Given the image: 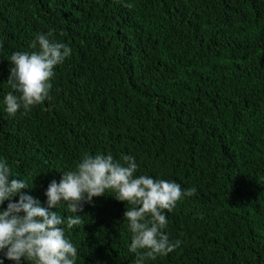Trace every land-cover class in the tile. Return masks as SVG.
<instances>
[{
    "label": "trees",
    "instance_id": "obj_1",
    "mask_svg": "<svg viewBox=\"0 0 264 264\" xmlns=\"http://www.w3.org/2000/svg\"><path fill=\"white\" fill-rule=\"evenodd\" d=\"M49 31L72 53L50 99L9 116V58ZM0 42V162L22 193L46 206L48 184L85 153L131 155L135 175L196 188L164 210L180 246L142 264H264V0H0ZM115 196L65 225L75 264H137L146 251H129L132 205Z\"/></svg>",
    "mask_w": 264,
    "mask_h": 264
},
{
    "label": "clouds",
    "instance_id": "obj_2",
    "mask_svg": "<svg viewBox=\"0 0 264 264\" xmlns=\"http://www.w3.org/2000/svg\"><path fill=\"white\" fill-rule=\"evenodd\" d=\"M37 44L38 51H17L9 58L12 67L7 83L19 94L9 92L4 98L9 116H15L21 108L26 114L50 99L54 69L72 53L68 44L53 38L52 31L38 34L31 47L36 49ZM122 159L123 164L111 154L85 153L75 170L63 172L59 182L52 180L48 184L46 206L22 193L30 186L22 179L12 178L10 168L0 162V205L8 201L6 209L0 208V252L15 264H21L22 259L32 264H75L77 248L66 237L65 225L68 229L81 225L78 213L83 212V205L108 190L116 193L117 200L132 205L124 213L133 234L129 251L146 250L137 264L145 258L154 260L173 252L181 241H172L165 234L168 221L164 210L171 212L178 201L193 196L196 188L184 190L175 181L137 176L135 158L125 155ZM17 196L18 202H13ZM61 202H67L68 209L76 215L65 218L53 210Z\"/></svg>",
    "mask_w": 264,
    "mask_h": 264
}]
</instances>
